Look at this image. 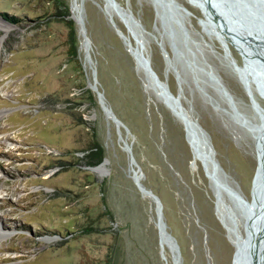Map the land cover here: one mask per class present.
Returning a JSON list of instances; mask_svg holds the SVG:
<instances>
[{
    "label": "rangeland",
    "instance_id": "obj_1",
    "mask_svg": "<svg viewBox=\"0 0 264 264\" xmlns=\"http://www.w3.org/2000/svg\"><path fill=\"white\" fill-rule=\"evenodd\" d=\"M56 1L0 0L9 26L0 30V230L12 233L0 239V264H232L233 239L247 226L243 208L207 177L132 52L148 58L205 132L217 184L253 204V125L261 120L252 101L264 109V98L247 75L249 95L232 69L231 58L242 65L237 51L222 38L227 57L186 0H174L192 14L181 21L186 42L174 41L182 56L172 53L151 0ZM94 143L105 157L91 166L85 150ZM148 192L170 245L161 243Z\"/></svg>",
    "mask_w": 264,
    "mask_h": 264
},
{
    "label": "water",
    "instance_id": "obj_2",
    "mask_svg": "<svg viewBox=\"0 0 264 264\" xmlns=\"http://www.w3.org/2000/svg\"><path fill=\"white\" fill-rule=\"evenodd\" d=\"M109 5L114 6L113 0H107ZM189 4L199 9L202 18L198 19V24L200 25L202 31L207 35H216V38H224L232 46L242 59V65H238L233 58H231V65L237 70L236 75L239 78L241 84L245 87L244 82L241 80L249 75L252 82L255 84L256 90L264 98V0H186ZM154 7L156 19L159 21L160 25L166 29V36L169 41V47L172 53L176 56H182L181 52L176 49L174 41L176 36H179L181 40L185 43L187 40L186 31L181 23L184 16L192 15L191 12L185 8L183 5L177 3L174 0H151ZM80 30L84 34V29L82 25V19L79 20ZM114 27V24H112ZM216 29L218 30L217 34ZM213 30V31H212ZM117 34L122 38L125 36L121 31L115 29ZM220 41V40H219ZM221 42V41H220ZM227 57L230 56L229 47L227 44L222 43ZM136 63L146 72L152 83L161 89V98L165 104L172 109V102L176 103L181 114H176L172 109L174 115L182 119L189 118L190 124H192L193 138L192 140L196 143V146L200 152V155L207 158L212 165V175L207 174V177L215 184L214 173H215V163L212 160V151L207 139L205 132L201 129L196 119L188 116L180 108L178 98L174 97L169 93L166 84L159 81L156 74L150 67V63L147 57H144L142 53L139 55L138 59H135ZM242 68V69H240ZM209 78L215 79L212 74H208ZM248 86V85H247ZM247 90V88H245ZM221 92L225 94L222 89ZM250 95V93H248ZM255 102L252 101V104ZM253 108L258 113L256 107ZM111 117L115 122L117 120L113 114L108 110ZM261 126L259 131V137H257V142L255 146L259 144L260 148H264V119L261 118ZM263 119V120H262ZM186 141L191 145L189 139V134L187 129L184 128ZM253 131V130H252ZM255 138V137H254ZM258 146V145H257ZM256 146V147H257ZM208 149V153L205 150ZM127 151L130 150L127 148ZM204 165V163L202 162ZM93 170L92 168H89ZM207 172V171H206ZM258 165L256 172L252 180V190L257 177ZM151 197L157 202L156 212H157V228L159 232L160 239L164 238L166 243L170 245V236L164 230V223L161 221L160 206L157 198L148 192ZM233 199L237 202L240 207H243L244 217L246 223L249 220V209L246 205H241L237 198L233 196ZM248 230L249 238L246 244H243L240 250L235 249L232 258V264H259L262 260L264 264V241L262 243V238L264 237V222L261 221L258 226L253 227L252 221L250 220L245 226V231ZM264 239V238H263ZM173 264H177L176 261Z\"/></svg>",
    "mask_w": 264,
    "mask_h": 264
},
{
    "label": "bare ground",
    "instance_id": "obj_3",
    "mask_svg": "<svg viewBox=\"0 0 264 264\" xmlns=\"http://www.w3.org/2000/svg\"><path fill=\"white\" fill-rule=\"evenodd\" d=\"M106 2L108 3V1L106 0ZM109 4V3H108ZM73 8V7H72ZM74 11L77 10V8H73ZM79 14H76V13H73V19L76 21V23H79ZM9 29V26L3 22L2 20H0V30H5L7 31ZM215 30V29H213ZM212 30V31H213ZM216 32V31H214ZM217 34V32H216ZM214 35V34H213ZM219 40L225 44V42L222 40V38ZM123 42L126 46H129V42L125 36V38L123 39ZM227 44V43H226ZM227 52V51H226ZM228 53V52H227ZM141 53L137 52V50H133L132 52V55L134 56L135 59H138L139 55ZM232 69L234 70V72L236 73L237 70L232 66ZM242 69V68H240ZM246 79H243V76H242V81L244 82V85H245V88H247V91L248 93L249 92V80H247V76L245 77ZM150 79V78H149ZM239 79V78H238ZM152 82V80H151ZM248 85V86H247ZM160 92H162L161 89H158ZM170 93V92H169ZM254 105V104H253ZM172 109L174 110V112L178 115V114H181L180 113V110L178 109L176 103H173L172 102ZM254 107H256L254 105ZM256 109L258 110L261 118L264 119V109H261L259 106L256 107ZM177 119L179 120V122L182 124L183 128H186L187 129V132L189 134V139L191 141V145L188 143L189 147L191 148L192 152H193V155L195 158H197L201 163L203 162L204 163V167L207 171V173L209 175H212V165H211V162L207 160V158H204L203 156L200 155V152L202 150H199L196 146V143L192 140V138L194 137L193 136V129H192V124H190L189 122V118L187 119H182V118H179L177 116ZM262 119V120H263ZM260 126L261 124L257 123V124H254L253 125V128L255 129L256 133L258 131V133L256 134V142H257V137L260 138L258 135L261 133H259V129H260ZM252 130V129H251ZM194 139V138H193ZM255 142V143H256ZM258 145V146H257ZM257 149H256V157H257V165H258V172H257V177H256V180H255V184H254V187H253V190H252V195H253V198H254V202L253 204H251L250 202H248V200H246L241 194H239L236 190L232 189V188H227L226 186H224L223 184H217L219 183L218 180L215 178V173H214V177L213 179H215V184L218 185L216 186L217 188H223L225 189L230 195L232 194L233 196H235L237 198V200L239 201V203L241 205H246L249 209V220L247 221V224L248 222L251 220L252 221V224H253V227L255 228L256 226H258V224L263 221L264 222V190L262 188V181H263V178H264V148H260L259 144H257ZM264 147V146H263ZM205 153L207 154L208 153V149L205 150ZM212 158V157H211ZM105 163V161H104ZM103 165L102 164L101 166H99L97 169H101L103 168ZM205 172V170H204ZM206 175V174H205ZM214 184V185H215ZM264 186V185H263ZM222 193V192H221ZM222 207V206H221ZM255 207V208H254ZM219 208V207H218ZM243 208V207H242ZM254 209V210H253ZM231 230V229H230ZM9 234H12L11 232H3L2 230H0V239L2 238H5V237H9ZM264 236V235H263ZM248 238H249V232L248 230L245 231V236H241V235H236V237L233 239V246L235 247V249H238L240 250L241 246L243 244H246L247 241H248ZM264 238V237H263ZM262 238V243L264 241V239ZM247 240V241H246ZM161 243L162 245H165L167 244L165 239L162 238L161 239ZM160 243V244H161ZM259 264H262V260L259 262Z\"/></svg>",
    "mask_w": 264,
    "mask_h": 264
},
{
    "label": "trees",
    "instance_id": "obj_4",
    "mask_svg": "<svg viewBox=\"0 0 264 264\" xmlns=\"http://www.w3.org/2000/svg\"><path fill=\"white\" fill-rule=\"evenodd\" d=\"M56 1V0H55ZM57 2V1H56ZM56 9L58 10L57 13H60L59 10L60 9V5L56 6ZM63 10L64 12H61L63 17H67L66 21V26L68 28V38H67V45H68V52L72 57L77 56V49H78V36H77V28L75 26V23L73 22V20L69 19V6L68 4L63 5ZM12 20H15V23L18 21V18L15 17V19L13 17H9ZM85 86H82L81 89V94H86L89 93L88 89L84 88ZM82 123V122H80ZM87 153L85 154V159L88 162V165H97L100 164L102 162V160L104 159L105 155H104V150L101 147V145L99 144H92L91 146H89L88 148H86Z\"/></svg>",
    "mask_w": 264,
    "mask_h": 264
}]
</instances>
